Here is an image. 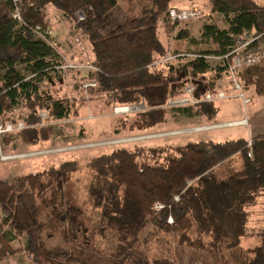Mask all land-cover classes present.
Segmentation results:
<instances>
[{"label": "trees", "instance_id": "1", "mask_svg": "<svg viewBox=\"0 0 264 264\" xmlns=\"http://www.w3.org/2000/svg\"><path fill=\"white\" fill-rule=\"evenodd\" d=\"M120 1L129 11L116 22L113 15ZM136 1L0 0V119L6 123L9 115L22 110L24 129L16 133L17 139L36 146L54 136V127L45 126L41 111L57 121L80 113L75 99H55L42 87L61 67L58 45L31 33L36 26L51 28L46 14L50 6L64 13L90 44L93 69H88L87 79L97 83L91 95L114 106H146V111L124 120L115 134L148 131L165 124L172 111L196 112L208 122L217 118L218 103L166 106L181 95L189 72L197 80L198 98L227 81L228 63L188 55L223 56L245 32L259 37L253 47L264 51V5L255 0H208L229 28L206 25L201 41L191 39L196 46L213 45L214 51H182L169 50L159 36L162 21L171 31L184 24L170 18L173 0H150L151 7L142 12L132 5ZM78 12L85 14L82 23L75 20ZM190 38L189 31L178 34L179 40ZM169 52L187 56L161 63ZM238 78L244 89L253 87L263 96L264 59L239 70ZM11 138L6 134L5 142ZM234 159L240 160L238 169L230 167ZM74 164L0 180V264L22 252L34 264H179L172 255L149 257V240L142 239L150 229L156 237H174L188 264H264V230L256 246H244L252 238L250 216L264 197V135L251 144L247 139L199 141L147 150L121 148L93 158L87 167L92 176L89 198L100 213L95 226L71 191L59 187L61 172ZM107 232L116 244L105 251L97 237ZM18 238L23 247L14 248L10 242Z\"/></svg>", "mask_w": 264, "mask_h": 264}, {"label": "rangeland", "instance_id": "2", "mask_svg": "<svg viewBox=\"0 0 264 264\" xmlns=\"http://www.w3.org/2000/svg\"><path fill=\"white\" fill-rule=\"evenodd\" d=\"M255 1L264 5V0ZM132 5L137 12L151 7L150 0H137ZM170 6L178 10L197 8L203 14L196 20L180 24L174 31L170 30L167 22L160 23L159 36L169 50L214 51L213 45L196 46L191 39L201 41V29L206 25H216L223 30L229 28L223 15L212 12L208 0H173ZM128 8L127 3L120 1L113 19L120 22L129 11ZM46 14L54 31L53 38H58L60 42L57 51L61 67L57 72L52 73V78L42 87L55 99H75L80 113L78 117L71 116L67 120L57 121L50 118L46 111H41L39 115L44 120L45 126H53L55 131L49 141L36 146L26 145L16 137V133L24 129V123L21 120L22 110H16L9 115L6 123L0 119V180L13 181L21 176L42 172L52 167L61 171L62 163L75 162L67 171L61 172L58 184L63 191L66 192L67 189L71 191L78 205L92 218L91 225L95 226L100 219V213L93 208L89 198L92 176L87 167L88 162L93 158L110 154L121 148L147 150L161 146H184L199 141L223 143L248 138L244 128L218 129L226 125L216 123L239 120L245 116L251 118L252 110L256 109L262 101L264 102V97L257 95L253 87L244 89L246 97L252 101L250 105L244 107L238 98L219 102L217 119L212 122L198 117L196 112L185 114L172 111L167 115L165 124L148 131L121 130L119 135L115 134V130L122 126L124 120L130 121L132 115L146 111V106L144 104L127 106L129 109L120 110L123 107L108 104L105 98L93 96L89 91L83 90V83L90 81L87 79L89 70L86 68L93 58L90 44L79 29L74 30L73 24L67 20L64 13L50 6ZM181 31H189L191 38L185 41L179 40L178 34ZM69 65L81 66V68H67ZM6 134H11L12 137L9 144L5 142ZM147 156L150 161L149 154ZM239 165L240 160L234 159L230 167L238 169ZM260 202L261 204L255 207L250 216L248 227L252 238L244 242L245 247L256 246L258 237L264 230V197ZM146 239L149 240L146 249L151 259L172 255L177 258L179 264H188L187 258L181 252L174 237L165 234L156 237L150 229L145 232L142 242ZM19 241L23 244L20 238L11 241L10 244L17 248L20 246ZM97 241L99 247L105 251L112 250L116 244L114 235L109 232L104 237H97ZM1 247L0 242V249ZM5 262L34 264L26 254H17Z\"/></svg>", "mask_w": 264, "mask_h": 264}, {"label": "built area", "instance_id": "3", "mask_svg": "<svg viewBox=\"0 0 264 264\" xmlns=\"http://www.w3.org/2000/svg\"><path fill=\"white\" fill-rule=\"evenodd\" d=\"M202 11L200 9H190V10H178L171 8L169 10V15L174 22H190L196 20L202 16ZM15 19H18V15H14ZM86 19L83 12H78L75 15V20L77 23H82ZM74 30H77L76 25L73 24ZM31 33L36 37L42 39L43 41H48L52 43L53 46H57V41L54 40L53 29H43L40 26L31 28ZM259 42V37H254L250 32H245L242 36L236 38L234 46L229 49V52L223 56H202V55H188L190 58H205L207 61L213 63L226 62L228 63V77H227V87H220L216 91L208 90L202 98L196 96V82L197 80L192 77L191 72L185 78V85L182 89L180 96L174 97L168 101L167 108L176 109L184 108L189 106L198 105L200 103H219L229 99L238 98L242 101L243 106L247 107L251 104V99L246 97L244 93L243 83L238 78V71L245 69L247 67L258 64L262 59H264V51L260 48H255L253 45ZM187 55H174L171 52L167 53L165 57L161 60V63H170L175 61L178 57ZM67 68L80 69L81 66L69 65ZM86 68L93 69V67L88 64ZM97 83L95 81H85L82 85V89L88 92L90 89L96 88ZM129 109L128 107L120 108V110ZM118 110V109H117ZM234 125V123L228 124ZM251 144V142H250Z\"/></svg>", "mask_w": 264, "mask_h": 264}, {"label": "crops", "instance_id": "4", "mask_svg": "<svg viewBox=\"0 0 264 264\" xmlns=\"http://www.w3.org/2000/svg\"><path fill=\"white\" fill-rule=\"evenodd\" d=\"M51 28H52V26H51ZM54 40L57 41L58 45L60 44L58 38H55ZM164 45H165V43H164ZM226 84L227 83L225 81L223 83L224 88L227 86ZM254 92L256 93L255 89H254ZM262 97H264V95ZM230 123H234V125H230L229 126L228 124H230ZM216 124H219V125H223V124L224 125H227V126H224V127L218 128V129L244 128L245 132L248 135L247 140H249V142H252L253 139H255V138L259 137V136H263L264 135V102L262 101L256 109H253L252 110L251 118H249L248 116H245L244 118L239 119V120H231V121L222 122V123H216ZM218 129H216V130H218ZM243 139H245V138H243ZM259 203L261 204L260 201H259ZM21 241H23V240L21 239ZM23 244L20 243V241H19V245L20 246L17 247V248L23 247ZM14 248H16V247H14ZM18 254H26V253L25 252H22V253H18ZM13 256H15V255H13ZM13 256H9L8 258H11ZM28 258L31 260V258L29 256H28ZM7 259L5 261H7Z\"/></svg>", "mask_w": 264, "mask_h": 264}, {"label": "bare ground", "instance_id": "5", "mask_svg": "<svg viewBox=\"0 0 264 264\" xmlns=\"http://www.w3.org/2000/svg\"><path fill=\"white\" fill-rule=\"evenodd\" d=\"M227 126V125H226ZM204 130V129H203Z\"/></svg>", "mask_w": 264, "mask_h": 264}]
</instances>
